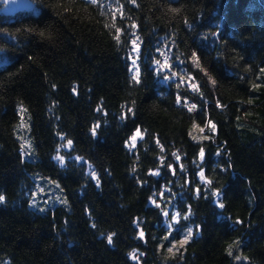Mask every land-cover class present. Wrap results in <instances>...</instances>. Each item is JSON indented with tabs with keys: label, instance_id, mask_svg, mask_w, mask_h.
Listing matches in <instances>:
<instances>
[{
	"label": "trees",
	"instance_id": "trees-1",
	"mask_svg": "<svg viewBox=\"0 0 264 264\" xmlns=\"http://www.w3.org/2000/svg\"><path fill=\"white\" fill-rule=\"evenodd\" d=\"M33 2L0 0V264H264V0Z\"/></svg>",
	"mask_w": 264,
	"mask_h": 264
},
{
	"label": "rangeland",
	"instance_id": "rangeland-1",
	"mask_svg": "<svg viewBox=\"0 0 264 264\" xmlns=\"http://www.w3.org/2000/svg\"><path fill=\"white\" fill-rule=\"evenodd\" d=\"M19 118L16 122V135L22 144L23 155L25 158L34 159L37 157L36 145L31 134L30 119L27 109L22 103L17 106ZM197 128V125H195ZM139 137V136H137ZM35 186L32 191L30 205L44 210L47 207L65 202L64 188L61 182L40 172L33 173ZM170 226L174 227L178 220L175 216Z\"/></svg>",
	"mask_w": 264,
	"mask_h": 264
},
{
	"label": "snow or ice",
	"instance_id": "snow-or-ice-1",
	"mask_svg": "<svg viewBox=\"0 0 264 264\" xmlns=\"http://www.w3.org/2000/svg\"><path fill=\"white\" fill-rule=\"evenodd\" d=\"M92 2H93V3H96L97 0H92ZM133 2H134V0H133ZM113 27H115V25H113ZM133 27H135V25H133ZM119 31H120V29H117V33H119ZM116 40H117V42L119 43V35L116 36ZM132 44H133V46H134V47H133V51H134V52H138L139 45L137 44L136 40H133V41H132ZM195 55H196V54L193 53V58H194V59H195ZM130 58H131V57H130ZM156 64L159 65V64H160V61L157 60V61H156ZM132 65H133V68L135 69V70L133 71L132 79H133L134 81H136V82H139V67L137 66V62H136L135 59H132ZM162 67H163V65H161V68H162ZM130 71H132V69H130ZM177 102L179 103V97H178ZM195 107H196V105H194V104L191 105L190 108H189V111H192L193 109H195ZM98 126H99V125H97V127H98ZM212 127L214 128L215 126L213 125ZM201 131H202V129H201ZM93 134H95V128L93 129ZM139 135H141V133H140V130L137 129V130H136V133L131 137V140L133 141V145H134V143H135V141H136L137 136H139ZM71 143H72L71 141H68V144H69V145H71ZM203 155H204V152H203V149H201L200 156L203 157ZM57 158L60 159L61 162H63V158H62V157H57ZM177 159H179V157H177ZM133 170H135V169H133ZM93 176H94V174H93ZM201 176H203V173H202V172H201ZM97 184H99V180H97ZM3 200H4V197H3L2 195H0V202H2ZM220 207H223V204H220ZM175 218H176V217L174 216L173 219H175ZM186 218H187V217H185V219H186ZM139 235H140V237L142 238L143 235H144L143 231H141ZM191 235H192V231H191V229H189L188 232H187V234H186L185 239L181 241V244L186 243V242H187V239H188L189 237H191ZM107 239H108V242L111 244V243H112V236L109 235ZM168 250H169V252H171V251H172V248H169ZM131 255L135 256V253H133V254H131Z\"/></svg>",
	"mask_w": 264,
	"mask_h": 264
},
{
	"label": "water",
	"instance_id": "water-1",
	"mask_svg": "<svg viewBox=\"0 0 264 264\" xmlns=\"http://www.w3.org/2000/svg\"><path fill=\"white\" fill-rule=\"evenodd\" d=\"M9 1L16 9L31 10L34 8L33 0H9Z\"/></svg>",
	"mask_w": 264,
	"mask_h": 264
}]
</instances>
